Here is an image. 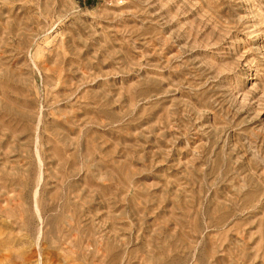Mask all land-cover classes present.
Masks as SVG:
<instances>
[{"label": "rangeland", "instance_id": "rangeland-1", "mask_svg": "<svg viewBox=\"0 0 264 264\" xmlns=\"http://www.w3.org/2000/svg\"><path fill=\"white\" fill-rule=\"evenodd\" d=\"M0 264H264V0H0Z\"/></svg>", "mask_w": 264, "mask_h": 264}]
</instances>
